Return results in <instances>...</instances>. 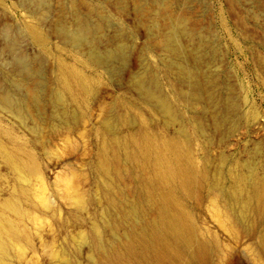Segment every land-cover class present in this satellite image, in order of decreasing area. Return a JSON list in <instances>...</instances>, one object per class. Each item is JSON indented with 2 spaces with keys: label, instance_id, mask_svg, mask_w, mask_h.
<instances>
[{
  "label": "rangeland",
  "instance_id": "1",
  "mask_svg": "<svg viewBox=\"0 0 264 264\" xmlns=\"http://www.w3.org/2000/svg\"><path fill=\"white\" fill-rule=\"evenodd\" d=\"M164 4L160 0H47L45 9L36 0L0 4V214L25 227L31 240L21 241V253L17 246L12 249L9 264H92L96 252L79 236H91L95 227L105 244L113 242L116 232L103 197L106 183L96 172L104 120L112 112L137 114L159 134L173 135L187 127L192 139H198L196 155L208 164L209 183L219 181L225 190L242 168L264 175V0H167ZM34 11L50 37L48 55L23 31L24 24L33 21ZM76 16L102 27L103 50L111 48L114 37L123 38L128 47L125 67L118 64L113 74L109 68L85 65V56H75L71 43L58 36L57 23L62 20L73 28ZM170 20H181L183 35L176 41L179 56L168 50L174 32ZM21 59L35 66L38 79L25 76ZM60 61L79 66L100 82L96 100L84 108L88 111L85 126L74 131L52 118L56 110L50 104L41 119L28 102L11 107L6 103L9 98L19 102L20 95L33 96L36 80L54 88ZM173 62L197 75L205 96L192 95V84L181 76L180 64L169 68ZM133 77L158 79L159 95L172 102L179 118L172 120L157 105L147 104L132 87ZM69 108L80 109L72 104ZM131 126L118 127L116 137L125 138L140 127ZM26 143L41 166L45 190L39 174L27 176L6 157L9 152L24 156ZM128 170L125 167L116 175L119 185L113 194L119 200L135 197V181ZM72 177L89 198L87 209H80L67 192ZM42 190L52 209L41 200ZM14 200L20 201L23 215L6 208ZM227 202L208 183L200 196L187 200L198 238L215 237L220 244L221 253L212 254L203 264H264V212H250L243 219L238 206L226 210ZM228 214L238 225H229ZM115 219L121 222L119 214ZM128 227L124 223L121 233Z\"/></svg>",
  "mask_w": 264,
  "mask_h": 264
},
{
  "label": "bare ground",
  "instance_id": "2",
  "mask_svg": "<svg viewBox=\"0 0 264 264\" xmlns=\"http://www.w3.org/2000/svg\"><path fill=\"white\" fill-rule=\"evenodd\" d=\"M166 1L160 0L162 4ZM36 2L39 8L45 9L42 7L47 4V0H36ZM1 3L3 0H0ZM164 5L171 8L170 3ZM30 17L33 21L24 24L23 31L35 45L43 49L46 55L50 54L48 48L50 37L42 27V18H38L37 11L31 13ZM180 21L168 22L174 29L168 50L177 56H179V48L176 46V41L183 35ZM74 23L75 26L69 28L62 20L58 21L57 34L71 43L75 56H85L83 61L85 65L106 68V70L109 68L113 74L117 73L118 64L121 68L125 67L122 64L128 60V47L122 44V37H114L111 48L103 50L99 36L101 26L92 25L78 16L74 19ZM201 41L206 49H211L202 38ZM84 49H87L86 52ZM200 56L204 61L206 56L203 54ZM174 64H180L181 76L192 84V95L197 98L205 96L206 90L197 82V75L190 70L186 72L183 65L178 62L171 63L169 68ZM19 65L26 77L38 79L39 72L28 60L21 59ZM133 78L130 79L132 87L139 92L147 104L157 105L172 120L179 118V114L172 107V102L159 95L161 87L158 79ZM36 81L33 96L20 95L19 102L9 98L6 103L11 107L24 106L28 102L41 119L46 104H50L56 110L53 119L57 118L73 131L85 126L88 111L84 108H88L93 100H96L99 80L77 65L60 61L54 88ZM71 104L80 109L72 111L69 108ZM113 111L116 112L115 108ZM136 115L112 112V116L106 118L104 124L102 123L104 136L98 152L96 172L106 183L103 197L109 207L108 215L113 222L115 238L110 244H105L97 235V227L91 236L82 233L79 237L81 241L90 242L96 252L92 264H203L212 254L221 253V248L215 237L202 240L198 238L197 226L188 208L187 200L200 196L208 183L213 192L228 198L226 210L238 206L240 217L244 219L250 212H264V175L259 174L258 171L242 168L236 173L232 187L227 190L221 187L219 181L209 183L208 164L196 155L195 150L198 149L194 148V143L197 146L198 139L196 136L194 140L192 139L187 127L173 135L165 134L163 130L164 133L159 134L158 129L150 128L147 120ZM135 124L140 125L139 129L136 128L137 131L133 130L134 132L129 133L125 138L116 137L118 127L131 125L134 127ZM27 146L29 145L26 143L24 156L9 152L6 157L16 166L15 168L24 171L27 176H35L40 173L41 166L36 155L29 151ZM125 167L129 168V175L135 181L134 200L125 198L127 196H123L125 200H119L113 194L119 185L116 175L122 173ZM114 172H116L115 177ZM39 176L38 179L45 190L44 178L40 174ZM67 186L69 196L75 200L80 209H85L89 203L87 194L78 188L73 177L67 180ZM44 190L41 200L45 206L52 209ZM6 208L17 214H24L19 200L7 202ZM116 214L121 216L120 223L116 222ZM227 216L230 226L238 225L233 215ZM124 223L129 224V227L121 233ZM26 232V228L21 227L17 221L0 214V264H9L8 259L15 246L21 253L22 240L31 241ZM261 245L264 247V237L261 238ZM54 255L57 257L59 253Z\"/></svg>",
  "mask_w": 264,
  "mask_h": 264
}]
</instances>
